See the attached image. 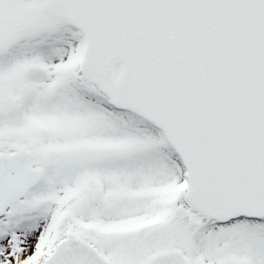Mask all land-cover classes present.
Here are the masks:
<instances>
[{"label": "snow or ice", "instance_id": "snow-or-ice-1", "mask_svg": "<svg viewBox=\"0 0 264 264\" xmlns=\"http://www.w3.org/2000/svg\"><path fill=\"white\" fill-rule=\"evenodd\" d=\"M0 264H264V0H0Z\"/></svg>", "mask_w": 264, "mask_h": 264}]
</instances>
